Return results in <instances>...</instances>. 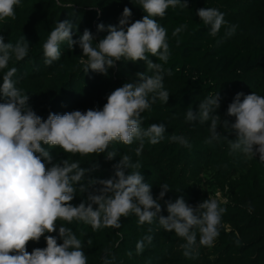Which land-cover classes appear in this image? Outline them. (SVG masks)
Returning <instances> with one entry per match:
<instances>
[{
    "label": "clouds",
    "instance_id": "clouds-1",
    "mask_svg": "<svg viewBox=\"0 0 264 264\" xmlns=\"http://www.w3.org/2000/svg\"><path fill=\"white\" fill-rule=\"evenodd\" d=\"M19 4L20 0H0V21L15 20V7ZM139 4L146 13L141 20L130 22L132 12L125 7L118 26L108 25L107 36L96 43V37L88 29L78 40H73V23L64 20L56 23L43 44L46 65L61 59L62 43L67 42L69 50L78 45L82 49L80 64L85 73L91 70L107 75L108 70L115 68L122 59L146 63L153 74L137 73L138 80L124 83L111 92L102 109L65 114L50 112L47 119L37 115L28 104L29 96L13 79L18 69L9 67L13 59L18 62L28 56L29 42L22 36L15 44L5 43V37L0 34V70L7 69L0 84V98L5 100L0 103V264H88L82 240L71 228L59 224L58 237L62 243L58 244V237L50 235L57 232L58 221L82 222L97 231L120 229L121 217L130 215L138 218V225H151L158 220L160 228L174 231L185 241L180 245L185 257L192 256L197 243L194 229L198 228L199 244L204 247H213L219 237L226 209L216 198H208L196 207L188 204L183 196L175 202L165 201L168 215L164 216L159 201L170 191L168 184L160 185L159 196L154 199L152 185L144 182L140 163H133L130 156L123 155L113 165L110 178H91L87 174L98 168L97 164L82 168L78 161L69 162L68 159L52 163L51 153L43 146L59 147L64 153L81 156L106 153V159L112 160L118 154L116 150L108 151L113 142L131 145L139 141L136 154L140 155L145 139L155 145L165 138L163 123H153L145 128L141 117L157 100L164 104L168 102L170 93L163 81L165 75H173L172 70L165 67L171 55L167 31L154 18H163L170 7H187V3L182 0H139ZM197 15L203 25L209 26V35L213 38L220 34L222 26L227 25L224 13L217 8H201ZM236 28L235 24L228 26L222 39L234 35ZM186 29L187 25L182 24L172 35L178 36ZM104 30L103 23L97 25V32ZM179 43L177 40V45ZM148 54L158 57L160 62L153 63ZM220 100L219 92H210L199 103L198 110L188 108L185 120L211 121V138L206 140L207 143L220 138L217 127L223 124L236 135L235 140L229 141L231 152H241L249 159L259 154V160L264 161V96L254 92L249 95L237 93L227 109V115L235 117L230 127L227 120L222 121L216 114ZM170 140L190 147L183 136L172 135ZM45 160L52 165L50 168H46ZM126 170L130 171L126 174ZM77 193H87V203L82 201L74 206L71 202ZM42 236L46 247L34 248L29 253L27 244L39 242ZM152 241V235L138 240L136 253H143ZM88 243L91 244V240ZM103 264H111L107 253Z\"/></svg>",
    "mask_w": 264,
    "mask_h": 264
},
{
    "label": "trees",
    "instance_id": "trees-1",
    "mask_svg": "<svg viewBox=\"0 0 264 264\" xmlns=\"http://www.w3.org/2000/svg\"><path fill=\"white\" fill-rule=\"evenodd\" d=\"M183 2L187 3V7H170L163 18H154L167 31L171 55L165 67L170 68L173 75H165L163 81L170 93L168 102L164 104L157 100L150 111L141 114L142 127L163 123L166 127L165 138L155 145L145 139L140 155L136 154L139 141L131 145L113 142L108 151L116 150L118 154L112 160L106 159V153L81 156L64 153L59 147L43 146L51 153L52 163L68 159L69 162L78 161L82 168L97 164L98 168L87 174L91 178H110L113 165L123 155L130 156L133 163H140L144 182L152 185L154 199L159 196L160 185L168 184L170 191L159 201L161 215L164 216L168 215L165 201L175 202L183 196L188 204L196 207L200 204L199 195H206L204 192L212 198L209 195V182L205 180L202 184V178L213 172L212 168H220L211 163L215 161L217 164L219 152L226 150L235 159L238 171L231 173L222 168L218 173L225 185L220 190L223 197L214 198L226 211L222 216L219 237L213 247H207L204 255H198V263L199 258L203 257L206 264H264V161L259 160V154L249 159L241 152H231L229 141L235 140L236 135L223 124L217 127L220 138L207 143L206 140L211 138V121L200 123L198 120H185L189 107L198 110L199 103L210 92H219L221 100L216 114L222 121L227 120L229 127L235 122V117L227 115L228 106L233 101L232 92L247 80L254 81L256 76L264 75V0ZM125 7L131 9L130 22L141 20L146 15L139 0H20L15 7L16 19L0 21V34L5 37V43L15 44L22 36L29 42L28 56L18 62L13 59L9 67L18 69L13 79L16 86L29 96L28 104L37 115L47 119L50 112L65 114L75 110L102 109L111 92L124 83L138 80L137 73L153 74L144 61L123 59L117 62L115 68H110L107 75L91 70L85 73L80 64L82 49L75 45L69 50L67 42L61 44L59 61L52 65L44 62L43 44L58 21L69 20L73 23V40H78L88 29L96 37V43L107 36L108 25L118 26ZM208 7L223 12L227 21L215 38L209 35V26L203 25L197 15L199 9ZM100 23L105 25V30L97 32ZM182 24H186L187 29L173 36L175 28ZM233 24L237 25L234 35L222 39L226 28ZM177 40L180 41L179 45ZM148 59L153 63L160 62L158 57L151 54H148ZM6 71L0 70V84ZM2 102L5 100L0 98ZM172 135L185 137L190 147L171 141ZM44 162L46 168L52 166L46 160ZM82 201L87 203V193H77L71 203L78 206ZM137 219L135 215L121 217L120 229L102 228L97 231L82 222L68 224L58 221L57 232L53 234L58 237L59 224L71 228L82 240L88 264H103L106 253L111 264H152L167 247L171 235L159 227L158 220L151 225H138ZM145 235H152L153 241L146 245L143 253L137 254L136 243ZM57 242L62 243V240L58 237ZM32 244L35 247L27 249L29 253L34 248H45L46 240L42 236L39 242ZM169 248L173 250L172 245Z\"/></svg>",
    "mask_w": 264,
    "mask_h": 264
},
{
    "label": "rangeland",
    "instance_id": "rangeland-1",
    "mask_svg": "<svg viewBox=\"0 0 264 264\" xmlns=\"http://www.w3.org/2000/svg\"><path fill=\"white\" fill-rule=\"evenodd\" d=\"M231 94L232 100L234 99L235 95L237 93H243L244 95H249L252 94L253 92L264 96V75L262 77L256 76L254 81L247 80L245 83L240 84L239 86H236ZM241 100H243V97H241ZM226 150H222L219 152V155L217 156V164L214 162L211 163L212 166L217 165L220 168H212L214 171L209 173V175L206 178H202V184L204 181L209 182V195L210 197H223L221 188L225 185V182L223 179L218 177V173H220V170L226 169V171L236 173L238 171L237 167H235V159L230 156L229 152H225ZM216 158V159H217ZM229 159H232L231 162H229ZM232 169V170H231ZM219 170V171H218ZM204 191H206L204 186H201ZM217 193L219 195L217 196ZM203 194L205 197H208V193L204 192ZM198 195V194H197ZM203 195H199L200 201L199 203H202L205 199ZM197 234V243L192 249V256L185 258L183 255V249L180 247L181 244L185 243V241L176 236V234L173 232H169L171 235V238L168 239V245L167 247L160 253L158 258H156V262H153L152 264H206V260L202 258H199V263H198V255L202 254L204 255V252L208 250L207 247L201 246L199 244V239H200V233L199 230H195ZM46 235H49L46 233ZM50 235H54L51 233ZM55 236V235H54ZM172 245L173 250L170 251V246ZM27 249H31V247H35V245L32 244V241H30L27 244ZM189 258V259H188ZM211 259V258H210ZM213 260V258H212ZM209 260V261H212Z\"/></svg>",
    "mask_w": 264,
    "mask_h": 264
}]
</instances>
